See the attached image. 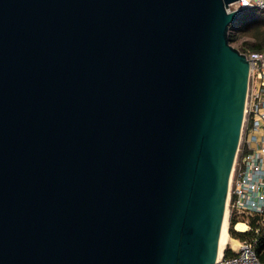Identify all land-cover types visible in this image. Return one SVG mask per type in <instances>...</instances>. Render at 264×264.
<instances>
[{
  "label": "water",
  "instance_id": "water-1",
  "mask_svg": "<svg viewBox=\"0 0 264 264\" xmlns=\"http://www.w3.org/2000/svg\"><path fill=\"white\" fill-rule=\"evenodd\" d=\"M238 0H0V264H210L241 136Z\"/></svg>",
  "mask_w": 264,
  "mask_h": 264
},
{
  "label": "built area",
  "instance_id": "built-area-1",
  "mask_svg": "<svg viewBox=\"0 0 264 264\" xmlns=\"http://www.w3.org/2000/svg\"><path fill=\"white\" fill-rule=\"evenodd\" d=\"M242 6L264 12V0H238L231 3L228 10ZM241 51L249 60V83L241 136L231 174L228 207L229 219L235 215L238 219L236 224L243 221L247 228H251L249 217L264 215V49ZM256 241L239 240L237 247H229L231 254H226L225 247L210 264H264L256 250Z\"/></svg>",
  "mask_w": 264,
  "mask_h": 264
},
{
  "label": "trees",
  "instance_id": "trees-1",
  "mask_svg": "<svg viewBox=\"0 0 264 264\" xmlns=\"http://www.w3.org/2000/svg\"><path fill=\"white\" fill-rule=\"evenodd\" d=\"M264 26V12L257 8H249L247 14L244 15L238 28L233 26L230 30V41H233L236 32L241 30L249 31L253 29L254 41L245 40L239 46L240 50L251 49L255 51H260L264 49V30L261 27ZM252 31V30H251ZM231 226L229 228L230 234L233 237L239 238L241 240H252L256 239V250L261 260H264V215H251L249 217L251 228L246 231H239L234 229V225L238 221L235 215L230 217ZM259 228L257 232L256 229ZM232 251L229 247L226 249V254H231Z\"/></svg>",
  "mask_w": 264,
  "mask_h": 264
},
{
  "label": "bare ground",
  "instance_id": "bare-ground-1",
  "mask_svg": "<svg viewBox=\"0 0 264 264\" xmlns=\"http://www.w3.org/2000/svg\"><path fill=\"white\" fill-rule=\"evenodd\" d=\"M232 174V173H231ZM230 181H231V177H230ZM229 191H230V185H229V190H228V196H229ZM228 196H227V201H226V207H225V213H224V217H223V222H222V226L220 229V234H219V248H218V255L221 254V252L224 250V248L226 247L228 241H229V207H228ZM236 227L238 228V230H247V225L245 222L243 221H239L236 224Z\"/></svg>",
  "mask_w": 264,
  "mask_h": 264
},
{
  "label": "rangeland",
  "instance_id": "rangeland-1",
  "mask_svg": "<svg viewBox=\"0 0 264 264\" xmlns=\"http://www.w3.org/2000/svg\"><path fill=\"white\" fill-rule=\"evenodd\" d=\"M246 14H247V13H246ZM246 14H244V15H246ZM243 17H244V16H243ZM242 19H243V18H242ZM261 29L264 30V26L261 27ZM251 30H252V31H251ZM253 32H254L253 29H250L249 31H246V30L237 31L234 40L231 41L232 44H234L235 46H240V45L243 43V41H245V40L254 41V35H253ZM228 219H229V217H228ZM230 221H231V220H229V228H230V226H231ZM234 229L237 230L238 228L234 226ZM247 229L249 230L250 227L247 228ZM228 231H229V229H228ZM229 236H230V237H229V241H228L226 247H230L231 245H233L234 247H237V246L239 245V240H241V239L236 238V237H233V236L230 234V231H229Z\"/></svg>",
  "mask_w": 264,
  "mask_h": 264
}]
</instances>
